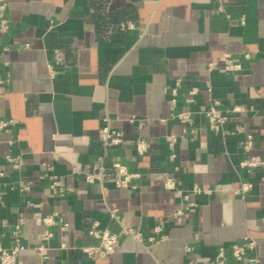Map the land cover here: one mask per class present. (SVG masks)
Here are the masks:
<instances>
[{"label": "crops", "instance_id": "crops-1", "mask_svg": "<svg viewBox=\"0 0 264 264\" xmlns=\"http://www.w3.org/2000/svg\"><path fill=\"white\" fill-rule=\"evenodd\" d=\"M5 1L10 29L0 32V121L17 123L0 130V245L19 239L26 246L17 264H204L246 235L258 240L264 264V168L241 166L247 134L254 137L251 154L264 158V0ZM224 52L251 58H242L239 72L210 70ZM194 86L201 92L187 105ZM210 97L224 109L242 107L226 126L242 132L216 133L197 114L196 131L184 133L175 113ZM107 124L123 143L103 144ZM169 134L179 137L173 160ZM99 158L102 179L89 183L85 172ZM116 161L141 174L135 187L116 185ZM47 172L62 180L64 193L53 192ZM168 176L182 195L165 188ZM246 180L253 188L242 196L236 189ZM189 201L195 204L187 214L174 216ZM55 212L67 230L44 223ZM93 221L120 235L106 258L81 249L92 242L86 228ZM124 226L144 240L124 234ZM40 244L43 255L35 249Z\"/></svg>", "mask_w": 264, "mask_h": 264}, {"label": "built area", "instance_id": "built-area-1", "mask_svg": "<svg viewBox=\"0 0 264 264\" xmlns=\"http://www.w3.org/2000/svg\"><path fill=\"white\" fill-rule=\"evenodd\" d=\"M6 1L0 0V32L8 33L10 29V22L6 17ZM129 28L133 27V24H129ZM244 59L251 58L250 53H244L242 57L235 56L231 52H224L221 54L218 60L209 63V69H215L221 67L226 73H235L244 69ZM5 78L0 75V83H3ZM180 81V80H179ZM181 87L180 82L173 88V103H176V96L179 93ZM211 90V88H209ZM201 92V88L194 86L188 90L185 96V102L187 105L195 104L197 102V97ZM221 100L216 97H210L207 104L197 105L195 108L185 107L175 113V117L184 126L183 131L186 134H191L196 131L195 126V116L197 114H202L206 117L208 125L211 130L216 133H222L223 135L242 132L243 127L235 126L234 129H228L227 123L230 119L231 112L241 111V106H234L231 109H224L221 107ZM17 121L15 119L1 120L0 130L10 131L12 126L16 125ZM101 140L103 144L108 147L112 145H118L123 143V134L109 126L105 125L101 130ZM179 140L176 134H169L166 136V142L171 151L170 158L173 160L176 158L175 147ZM254 146V137L252 134H247L245 138L241 141V147L246 156L241 160V166L249 170L250 172L264 168V158L260 155L251 154V150ZM147 149V143L143 140L139 141L137 144V150L139 154H144ZM14 167H19L20 163L17 158L9 157ZM113 168L118 172V178H116L115 183L118 187H135L134 180L139 178L141 174L139 172H132L127 169L125 165L116 161L112 164ZM105 167L103 165L102 159L99 158L91 167V169L85 172V178L89 183L95 182L97 179H102ZM75 172H79L78 169L74 168ZM51 179L50 187L53 192L64 193L65 186L62 180L56 175H49L48 172L45 173ZM21 188L28 189L29 183L21 182ZM164 186L168 190H174L178 194L182 195L183 192L179 188V182L171 176H168L164 180ZM253 188V182L243 181L241 185L236 189V192L242 196L246 195ZM194 192H201V188L195 186ZM184 198L189 199V194L183 195ZM193 201H189L187 205L179 206L175 212L174 216L186 215L190 206L194 205ZM111 215L117 217L116 210H111ZM44 223L47 226H53L60 224L63 230L69 228V222L64 220L59 216L57 212L49 214L43 218ZM4 224V223H3ZM124 234H129L136 238L138 241L142 242L144 240L142 232L124 226ZM157 233H161V226L155 228ZM87 235L92 239V242L82 245V251L89 257H101L106 258L113 254L120 243V235L112 232L107 228H102L98 221L91 222L86 228ZM18 234V231H15ZM162 235V234H161ZM53 236V232L50 230L46 231V240ZM165 237L162 235V238ZM153 239L152 237L150 238ZM62 247L66 244L62 243ZM258 240L252 235H246L242 240L232 243L229 246H220L216 255L204 264H230L231 259H233L237 264H259L260 263V252L258 247ZM26 249L19 239L10 247H3L0 245V264H17L19 254L21 251ZM37 252L41 255L45 254V245L40 244L35 247ZM190 264H196L191 262Z\"/></svg>", "mask_w": 264, "mask_h": 264}]
</instances>
